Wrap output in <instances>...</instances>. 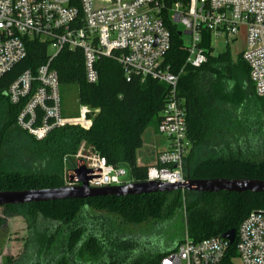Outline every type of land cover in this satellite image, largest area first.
Segmentation results:
<instances>
[{"label":"trees","instance_id":"obj_1","mask_svg":"<svg viewBox=\"0 0 264 264\" xmlns=\"http://www.w3.org/2000/svg\"><path fill=\"white\" fill-rule=\"evenodd\" d=\"M176 1L189 0H160L171 34L164 64L173 72L183 68L178 94L185 100L187 133L192 142L183 161L184 177L264 179V147L254 144L256 139L264 140V96L254 93L248 66L240 55L234 60L227 49L212 53L207 31L202 34L207 62L198 68L184 65L186 52L180 28L167 19L168 9ZM25 48V58L0 78V191L64 186V171L81 142L104 156L108 163L126 166L133 182H145L147 167L137 163V151L145 130L157 131L168 85L150 77L141 80L133 73L126 78L123 67L112 57L96 61L98 79L89 83L82 52L63 48L50 66L56 70L59 84L78 85L80 103L90 108L86 117L91 119V126L83 129L66 124L37 140L16 125V115L24 100L13 104L6 96L9 85L23 71L35 73L47 59V42L27 37ZM250 102L258 108L259 115L242 121L238 115H245ZM3 207L12 215H21L27 227L24 248L16 264H157L184 237L171 249L129 261L110 256L105 260L107 250L102 249V238L110 229L129 236L122 225H157L177 215L184 224V234L192 241L221 237L231 228L237 232L250 211L264 208V192L202 193L177 189ZM3 222L0 218V226ZM138 233L130 237L142 234ZM118 237L115 235L114 239ZM236 240L235 236L228 245L224 264H234Z\"/></svg>","mask_w":264,"mask_h":264},{"label":"built area","instance_id":"obj_2","mask_svg":"<svg viewBox=\"0 0 264 264\" xmlns=\"http://www.w3.org/2000/svg\"><path fill=\"white\" fill-rule=\"evenodd\" d=\"M160 0H109L95 5L93 0H0V78L26 56L25 38L47 42L48 56L35 73L23 71L8 87L6 96L23 105L16 125L37 140L55 127L91 126L87 107L76 118L62 114L59 79L50 64L63 48L83 54L85 79L96 82V61L112 57L124 69L164 82L169 91L160 113L157 133L166 147L147 165L146 181L182 184L184 157L192 142L188 138L185 100L178 94L182 69L173 72L164 64L171 46ZM167 19L189 36L184 44L185 66L198 68L207 62L202 34L209 32V45L215 41L226 47L244 33L241 59L247 64L249 80L257 96H264V0H189L176 1ZM80 174L90 187L120 186L133 182L126 166L112 165L85 142L73 154L64 171L65 186H78ZM128 176V177H127ZM236 256L241 264H264V208L255 209L241 221L236 232ZM228 241L209 237L184 239L164 253L157 264H224Z\"/></svg>","mask_w":264,"mask_h":264},{"label":"rangeland","instance_id":"obj_3","mask_svg":"<svg viewBox=\"0 0 264 264\" xmlns=\"http://www.w3.org/2000/svg\"><path fill=\"white\" fill-rule=\"evenodd\" d=\"M93 1L95 5H107L109 3V0ZM180 31L183 32V27H180ZM183 41L185 44H188L189 36L187 34H183ZM228 47L231 58L235 60L244 47V38L240 35L237 39L232 40ZM226 49L223 42L215 41L213 54H218ZM58 90L61 99L62 114L64 116L76 118L80 115L81 108L85 106L90 111L89 106L80 103L78 99V85L76 83H61ZM248 104V110H246L245 115H243L244 113L238 115V118L242 119V121L245 117L247 120H250L256 119L259 115L257 112L258 108L252 102ZM157 137L158 136H155L151 128L146 129L143 133L142 146L138 149L137 154L141 155L144 165H150L154 162V154L156 149H158V143L156 142ZM254 144L264 147V140L261 141L260 139H256ZM160 146L162 147V145ZM164 147H166V144H164L162 148ZM65 185L66 184H64V186ZM189 197L191 198L193 196ZM177 216L157 225H148V223L147 225H122V229H124L129 236L116 234L113 229H110L107 231L108 234L102 238L104 242L101 243L102 249L107 250V256L104 257L105 260L110 256L118 260L129 261L138 256H145L151 252L171 249L177 241L185 236L184 224L180 217ZM0 218L4 220V224L2 223L0 226V264H16V260L21 258L20 254L23 251L27 237L26 223L21 215H12L8 210H5L3 206L0 207ZM138 232H142V234L140 236L130 237L133 234H139ZM115 235L119 236L117 240L114 239ZM103 253H105V251H103ZM233 262L234 264H241L237 256L233 259Z\"/></svg>","mask_w":264,"mask_h":264},{"label":"water","instance_id":"obj_4","mask_svg":"<svg viewBox=\"0 0 264 264\" xmlns=\"http://www.w3.org/2000/svg\"><path fill=\"white\" fill-rule=\"evenodd\" d=\"M181 34V32H180ZM87 177L80 174L81 185L61 186L58 188L32 189V190H5L0 191V207L10 204H23L46 202L64 199H87L103 195H138L148 193H164L174 190H187L193 192H264V179L255 178H211L186 179L182 184H169L162 182L145 181L142 183L130 182L120 186H106L94 188L87 183ZM236 231L231 228L221 237L229 244L235 240Z\"/></svg>","mask_w":264,"mask_h":264},{"label":"crops","instance_id":"obj_5","mask_svg":"<svg viewBox=\"0 0 264 264\" xmlns=\"http://www.w3.org/2000/svg\"><path fill=\"white\" fill-rule=\"evenodd\" d=\"M241 36L244 38V33H242ZM226 48L229 51V47H226ZM212 53H213V51H212ZM229 53H230V51H229ZM240 54H241V52H239V55ZM153 132H154L155 136H158L157 139H156V142L158 143L157 144L158 145V149H156V152L154 154V161H155V156H156L157 152L162 150V149H164L165 147L164 148H162V147L164 146V144H167V143H166V140H165V138L163 136L159 135L156 131H153ZM160 145H162V147ZM137 163L141 164V165H144L142 163L141 155H138V154H137ZM145 166H147V165H145Z\"/></svg>","mask_w":264,"mask_h":264}]
</instances>
